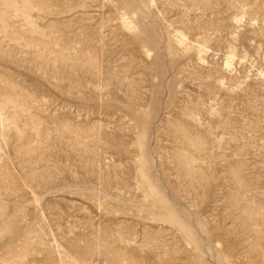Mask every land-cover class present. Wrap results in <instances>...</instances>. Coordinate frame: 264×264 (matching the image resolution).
Masks as SVG:
<instances>
[{
    "label": "rangeland",
    "instance_id": "1",
    "mask_svg": "<svg viewBox=\"0 0 264 264\" xmlns=\"http://www.w3.org/2000/svg\"><path fill=\"white\" fill-rule=\"evenodd\" d=\"M0 264H264V0H0Z\"/></svg>",
    "mask_w": 264,
    "mask_h": 264
}]
</instances>
